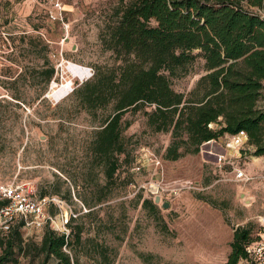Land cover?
<instances>
[{
  "label": "rangeland",
  "instance_id": "obj_1",
  "mask_svg": "<svg viewBox=\"0 0 264 264\" xmlns=\"http://www.w3.org/2000/svg\"><path fill=\"white\" fill-rule=\"evenodd\" d=\"M126 2L63 0L70 30L61 46V24L46 14L50 0H0V21L8 32L7 39L0 35V183H27L32 194L55 197L63 205L47 206L48 214L56 222H62L61 214L68 217L66 230L48 221L19 227L18 235L13 230L0 234V255L11 259L6 264H52L40 250L47 227L57 233L80 230L79 240L72 237L63 248L74 264H216L237 226L249 227L252 239L262 229L264 155H253L248 142L238 160L253 176L248 181L234 180L230 167L215 165L213 156L200 150L166 159L170 132L146 125L143 110L151 106H145L122 116L130 124L121 132L124 153L117 155L110 180L97 164L91 143L108 108L93 117L71 91L92 76L95 66L113 63L100 33ZM40 33L51 41L48 46L39 42ZM50 66L54 75L43 92ZM204 72L203 60L196 58L185 75L171 79L172 87L188 93ZM259 105L264 108V88ZM153 159L163 171L164 187L176 188L162 195L170 203L167 209L148 191H136L151 180ZM240 193L251 200L243 201ZM144 199L153 206H145Z\"/></svg>",
  "mask_w": 264,
  "mask_h": 264
},
{
  "label": "trees",
  "instance_id": "obj_2",
  "mask_svg": "<svg viewBox=\"0 0 264 264\" xmlns=\"http://www.w3.org/2000/svg\"><path fill=\"white\" fill-rule=\"evenodd\" d=\"M112 15L116 18L102 29L100 41L113 63L95 66L92 76L71 91L93 117L108 108L91 143L107 180L118 168L117 155L124 153L121 132L130 123H123L122 116L145 106H151L143 110L146 125L154 132H170L166 159L195 154L207 140L239 130L247 133L253 155H264V108L259 105L264 0H128ZM196 58L203 60L205 72L188 93L176 91L171 79L185 75ZM53 75L50 66L43 92ZM143 204L153 206L149 199ZM19 227L12 228L17 235ZM79 236V229L66 234L47 227L40 250L52 264H74L76 259L63 248ZM250 236L249 227L234 229L223 264H254L245 249L256 239ZM9 261L0 255V264Z\"/></svg>",
  "mask_w": 264,
  "mask_h": 264
},
{
  "label": "built area",
  "instance_id": "obj_3",
  "mask_svg": "<svg viewBox=\"0 0 264 264\" xmlns=\"http://www.w3.org/2000/svg\"><path fill=\"white\" fill-rule=\"evenodd\" d=\"M63 11V0H50V7L47 9L46 13L50 22H58L61 24L63 33L58 42L61 46H63L68 38L70 30V23L64 16ZM0 35L4 39H7L8 32L4 30L1 21ZM40 35L47 43H51L44 33H40ZM57 61L59 65H62L64 62L62 51L57 55ZM53 82L52 80V83ZM247 139V133L244 130H239L233 134H225L224 137L220 136L217 139L207 140L201 144L200 152L212 155L215 165L230 167L232 172H234V180L248 181L252 179L253 176L246 173L245 168L238 162L241 157V150L243 145L247 142ZM216 147H219L220 150L216 151ZM151 162L154 163V168L148 173L150 176L149 179L151 180H149L148 183L138 184L136 191L140 189L146 190L152 197L156 194L162 196L164 192H175L176 188L167 189L164 187L163 171L159 161L153 159ZM134 170L140 171L141 165H136ZM153 179H155L154 182ZM51 204L59 209L63 205L62 201L55 197L36 196L32 194L27 183L18 184L13 181L0 183V234L9 233L12 228L18 224H21V227H38L48 221L54 224L58 229H60L59 226L65 229L68 217L65 214H61L59 217L60 220L62 219V222H56L47 212V206ZM59 217L57 219H59ZM260 222L262 229L258 237L245 247L246 252L254 264H264V214L260 217Z\"/></svg>",
  "mask_w": 264,
  "mask_h": 264
},
{
  "label": "water",
  "instance_id": "obj_4",
  "mask_svg": "<svg viewBox=\"0 0 264 264\" xmlns=\"http://www.w3.org/2000/svg\"><path fill=\"white\" fill-rule=\"evenodd\" d=\"M68 40V38L66 39ZM243 201L245 202H249L251 200V198L247 195V193H240ZM153 202L154 203H160L162 208L167 209L170 206L169 201H167L166 199H164L161 195L156 194L153 196Z\"/></svg>",
  "mask_w": 264,
  "mask_h": 264
},
{
  "label": "crops",
  "instance_id": "obj_5",
  "mask_svg": "<svg viewBox=\"0 0 264 264\" xmlns=\"http://www.w3.org/2000/svg\"><path fill=\"white\" fill-rule=\"evenodd\" d=\"M232 239V238H231ZM231 241V240H230ZM229 250H230V247H227L225 250H224V252H225V254L223 255V257H221L220 258V261L219 262H217L216 264H223L224 263V261L226 260V257H227V254H228V252H229ZM220 257V256H219ZM200 264H204V263H202V262H199ZM190 264H196V263H190Z\"/></svg>",
  "mask_w": 264,
  "mask_h": 264
}]
</instances>
